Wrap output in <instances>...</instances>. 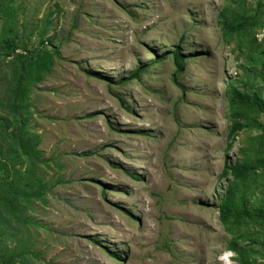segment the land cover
<instances>
[{"label":"rangeland","instance_id":"obj_1","mask_svg":"<svg viewBox=\"0 0 264 264\" xmlns=\"http://www.w3.org/2000/svg\"><path fill=\"white\" fill-rule=\"evenodd\" d=\"M229 1L0 0V43L9 35L32 50L43 38L58 51L29 93L47 191L28 211L37 224L18 234L28 264H237L218 219L231 181L220 174L264 130L243 129L227 146L226 86L241 80L264 99V81L251 71L258 52L222 40ZM244 198L254 208L264 192L252 182Z\"/></svg>","mask_w":264,"mask_h":264},{"label":"trees","instance_id":"obj_2","mask_svg":"<svg viewBox=\"0 0 264 264\" xmlns=\"http://www.w3.org/2000/svg\"><path fill=\"white\" fill-rule=\"evenodd\" d=\"M217 23L224 44L232 42L240 55L258 52L262 56L260 67L251 71L264 81V3L257 2L253 9L246 0H230L219 11ZM261 32L262 38L257 40ZM44 41L41 38V46L32 50L21 46V51H17L12 36H4L0 43V59L6 60L9 69L4 75L0 74V82L5 81L8 85L0 96V264H28L24 236L18 234L25 233L24 225L37 224L28 216V211L35 201L44 203L47 191V184L36 174V164L40 162L37 138L28 130L27 124L30 87L41 82L50 72L58 53ZM169 55L174 60L176 73L179 72L185 58L178 49ZM138 74L133 73L129 80ZM240 82L241 88L234 82L226 86L230 122L228 147L243 129L264 130L257 121L264 116V99L257 90L251 86L249 90L247 83ZM20 162H27L24 169L18 167ZM226 177L231 181L219 199L217 212L224 231L232 237L228 249L235 253L237 264H255L257 259L264 261V203L252 208L248 202L242 201L252 182L258 183L264 192V131L252 140L243 162L223 168L220 179ZM239 240L245 246L239 247ZM14 241L17 246L12 248L11 242Z\"/></svg>","mask_w":264,"mask_h":264}]
</instances>
